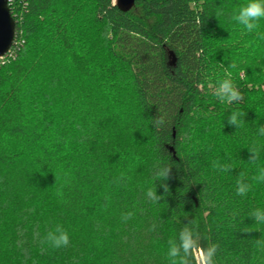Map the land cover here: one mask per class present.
<instances>
[{
  "label": "trees",
  "instance_id": "obj_1",
  "mask_svg": "<svg viewBox=\"0 0 264 264\" xmlns=\"http://www.w3.org/2000/svg\"><path fill=\"white\" fill-rule=\"evenodd\" d=\"M91 2L95 21L107 33L111 62L99 73L104 87H110L107 76L127 74L132 103L147 129L150 183L167 226L166 242L153 245L152 253L153 242L147 246L150 264H179L182 231L197 240L190 264H197L195 250L213 244L218 245L214 264H264V223L252 216L264 210V181L253 179L264 168V19L249 32L232 18L249 0H136L127 12L113 0ZM8 8L15 38L0 61V174L26 158L51 185L59 209L87 222L96 166L68 156L62 139L33 119L29 92L36 83L33 59L42 51L39 36L51 39L80 78H91L93 65L59 0H9ZM227 73L242 94L232 103L214 94ZM122 121L121 126H137ZM165 170L166 179L157 176ZM238 180L251 185L245 195H237ZM99 201L108 208L107 194ZM5 242L9 249L0 248V262L37 261L32 248ZM88 244L106 245L104 264L120 260L113 239L104 238L101 245L88 239ZM173 248L178 255L170 254ZM10 250L15 258L7 255Z\"/></svg>",
  "mask_w": 264,
  "mask_h": 264
},
{
  "label": "rangeland",
  "instance_id": "obj_2",
  "mask_svg": "<svg viewBox=\"0 0 264 264\" xmlns=\"http://www.w3.org/2000/svg\"><path fill=\"white\" fill-rule=\"evenodd\" d=\"M59 2L76 26L94 72L89 79L80 78L70 70L66 56L51 39L39 36L42 51L33 59L36 83L29 92L30 113L35 121H42L44 130L53 131V138L56 135L62 139L68 156L77 157L91 168L96 166V193L90 202L89 220L78 222L59 209L51 185L21 157L0 174V248L9 249L5 241L13 248H32L37 259L34 264H104L106 245L96 249L88 239L98 240L101 245L107 238L117 243L120 255V260L108 258L107 264H150L151 247L166 242L163 234L167 226L159 200L147 195L155 189L158 197L150 183L153 165L147 129L132 103L127 74L107 76L110 92L104 87L99 73L107 72L111 62L105 44L107 33L95 21L91 0ZM121 120L125 124L132 120L137 126H121ZM140 135L148 143L143 145ZM104 193L107 209L99 201ZM128 213L133 216L125 220ZM58 225L68 233L67 247L54 248L44 242L46 233L55 231ZM194 254L197 264H202L201 251L195 250ZM7 255L15 258L12 251Z\"/></svg>",
  "mask_w": 264,
  "mask_h": 264
},
{
  "label": "clouds",
  "instance_id": "obj_3",
  "mask_svg": "<svg viewBox=\"0 0 264 264\" xmlns=\"http://www.w3.org/2000/svg\"><path fill=\"white\" fill-rule=\"evenodd\" d=\"M234 20L239 21L241 25H243L249 32L255 29L257 25V21L260 19H264V0H249V3L243 7H241L237 14L232 17ZM227 78L222 80L219 83L218 88L215 90V96L219 99L224 100L225 102L232 103L234 101H238L242 98V94L235 87L232 79L231 73L226 74ZM242 114V113H241ZM235 120V115L232 117V121ZM255 151V148L251 149ZM258 159V153L256 157L252 158L254 162ZM260 175L253 177L254 180L264 181V168H260ZM157 176L166 179V170L164 172H158ZM243 177V174H241ZM237 195H245L250 189L251 185L247 187L240 184V180L237 181ZM165 190L167 191V186L165 185ZM149 197L159 200V197L155 196V189H150L147 193ZM133 216L132 213H128L123 218L125 220L131 218ZM254 219L259 223H264V210L257 209L252 213ZM44 242L49 243L54 248L67 247L69 244V236L66 230L62 228V226H57L55 231H48L44 237ZM257 243H261L257 241ZM183 249L184 255L180 257L179 264H190L188 257L191 255L192 250L197 248V240L193 238V234L188 231H182L180 233V245ZM218 245H210L206 250H201V262L202 264H214V256L217 251ZM171 255H178V250L173 248Z\"/></svg>",
  "mask_w": 264,
  "mask_h": 264
},
{
  "label": "water",
  "instance_id": "obj_4",
  "mask_svg": "<svg viewBox=\"0 0 264 264\" xmlns=\"http://www.w3.org/2000/svg\"><path fill=\"white\" fill-rule=\"evenodd\" d=\"M136 0H113V5L121 12L129 11ZM9 0H0V58L9 52L15 38V22L11 17Z\"/></svg>",
  "mask_w": 264,
  "mask_h": 264
},
{
  "label": "built area",
  "instance_id": "obj_5",
  "mask_svg": "<svg viewBox=\"0 0 264 264\" xmlns=\"http://www.w3.org/2000/svg\"><path fill=\"white\" fill-rule=\"evenodd\" d=\"M4 58H5V57H3V58H0V61H1V60H3Z\"/></svg>",
  "mask_w": 264,
  "mask_h": 264
}]
</instances>
